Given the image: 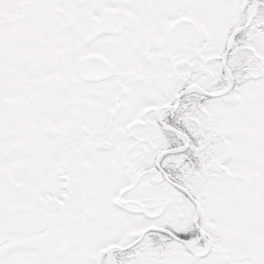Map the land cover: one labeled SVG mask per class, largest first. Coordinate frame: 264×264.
<instances>
[{"label": "snow or ice", "instance_id": "6c2138e0", "mask_svg": "<svg viewBox=\"0 0 264 264\" xmlns=\"http://www.w3.org/2000/svg\"><path fill=\"white\" fill-rule=\"evenodd\" d=\"M0 264H264V0H0Z\"/></svg>", "mask_w": 264, "mask_h": 264}]
</instances>
